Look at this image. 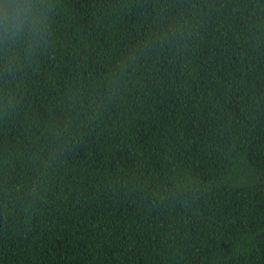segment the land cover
<instances>
[{"label":"trees","instance_id":"16d2710c","mask_svg":"<svg viewBox=\"0 0 264 264\" xmlns=\"http://www.w3.org/2000/svg\"><path fill=\"white\" fill-rule=\"evenodd\" d=\"M260 176L264 0H0V264H264Z\"/></svg>","mask_w":264,"mask_h":264},{"label":"clouds","instance_id":"9594fccd","mask_svg":"<svg viewBox=\"0 0 264 264\" xmlns=\"http://www.w3.org/2000/svg\"><path fill=\"white\" fill-rule=\"evenodd\" d=\"M47 15L42 10L39 14H34L33 19L28 27V31L24 36L17 35V41H24L30 44L33 48L38 46L47 33Z\"/></svg>","mask_w":264,"mask_h":264},{"label":"rangeland","instance_id":"374dc122","mask_svg":"<svg viewBox=\"0 0 264 264\" xmlns=\"http://www.w3.org/2000/svg\"><path fill=\"white\" fill-rule=\"evenodd\" d=\"M258 178H259V179H258L257 182H259V183H261V184L264 185V176H260V177H258Z\"/></svg>","mask_w":264,"mask_h":264}]
</instances>
